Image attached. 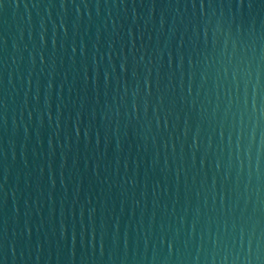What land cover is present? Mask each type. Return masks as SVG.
I'll return each mask as SVG.
<instances>
[{
    "label": "water",
    "instance_id": "obj_1",
    "mask_svg": "<svg viewBox=\"0 0 264 264\" xmlns=\"http://www.w3.org/2000/svg\"><path fill=\"white\" fill-rule=\"evenodd\" d=\"M0 264H264V0H0Z\"/></svg>",
    "mask_w": 264,
    "mask_h": 264
}]
</instances>
